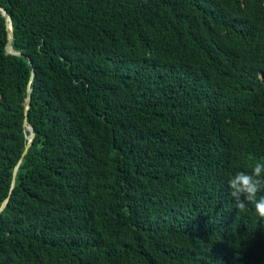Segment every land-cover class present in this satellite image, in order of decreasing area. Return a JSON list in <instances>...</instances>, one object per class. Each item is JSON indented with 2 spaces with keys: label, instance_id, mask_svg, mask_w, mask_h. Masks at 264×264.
Here are the masks:
<instances>
[{
  "label": "trees",
  "instance_id": "obj_1",
  "mask_svg": "<svg viewBox=\"0 0 264 264\" xmlns=\"http://www.w3.org/2000/svg\"><path fill=\"white\" fill-rule=\"evenodd\" d=\"M0 7V264H264V0Z\"/></svg>",
  "mask_w": 264,
  "mask_h": 264
},
{
  "label": "clouds",
  "instance_id": "obj_2",
  "mask_svg": "<svg viewBox=\"0 0 264 264\" xmlns=\"http://www.w3.org/2000/svg\"><path fill=\"white\" fill-rule=\"evenodd\" d=\"M228 187L236 210L246 212L252 206L255 214L264 220V194H261L264 193V161H257L251 172L238 171L230 176Z\"/></svg>",
  "mask_w": 264,
  "mask_h": 264
},
{
  "label": "water",
  "instance_id": "obj_3",
  "mask_svg": "<svg viewBox=\"0 0 264 264\" xmlns=\"http://www.w3.org/2000/svg\"><path fill=\"white\" fill-rule=\"evenodd\" d=\"M0 12L2 13V15L4 16L5 18V21H6V25H7V32H8V43H7V46H6V51L8 54H13V55H17V56H22L20 53H16L13 51V49H8L9 47L11 48L12 46V41L14 39V35H13V30H12V22H11V18L9 17V15L7 14V12L2 8L0 7ZM33 76L31 77V80H32ZM30 88L28 90V96H27V99H26V105H25V115L27 116L28 113H29V108H30V100H31V96H30ZM25 126L29 128L31 134L30 136L28 137V144L25 148V151H24V155L28 152V149L29 147L32 145V141L34 139V136H35V131H34V128L28 124L26 121H25ZM17 170V168H16ZM15 170V172H16ZM14 182V180H13ZM8 199H6L4 202H3V205L2 207L0 208V213L2 212V210L4 209V207L7 205L8 203Z\"/></svg>",
  "mask_w": 264,
  "mask_h": 264
},
{
  "label": "bare ground",
  "instance_id": "obj_4",
  "mask_svg": "<svg viewBox=\"0 0 264 264\" xmlns=\"http://www.w3.org/2000/svg\"><path fill=\"white\" fill-rule=\"evenodd\" d=\"M8 49H10V50H11V49H12V47H11V48L9 47ZM27 128H28V126H27Z\"/></svg>",
  "mask_w": 264,
  "mask_h": 264
},
{
  "label": "rangeland",
  "instance_id": "obj_5",
  "mask_svg": "<svg viewBox=\"0 0 264 264\" xmlns=\"http://www.w3.org/2000/svg\"><path fill=\"white\" fill-rule=\"evenodd\" d=\"M29 130V128H27Z\"/></svg>",
  "mask_w": 264,
  "mask_h": 264
}]
</instances>
